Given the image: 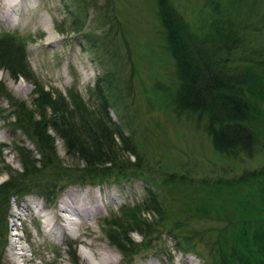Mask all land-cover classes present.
Instances as JSON below:
<instances>
[{"label": "rangeland", "instance_id": "obj_1", "mask_svg": "<svg viewBox=\"0 0 264 264\" xmlns=\"http://www.w3.org/2000/svg\"><path fill=\"white\" fill-rule=\"evenodd\" d=\"M174 1L193 28L211 16L207 0ZM13 17L12 24L0 22V47L17 50L26 75L15 77L7 65L0 67V184L10 179L9 167L22 170V145L40 157L33 139L14 123L17 107L7 92L34 110L38 89L63 97L69 108L72 93L80 95L90 110L131 137L139 156L127 152L123 158L132 165L141 161L142 167L124 173L111 168L106 180L58 187L52 198L40 184L21 197L14 194L0 232L2 264H88L83 253L98 247L112 251L116 264H208L219 245L231 254L243 246L240 236L264 232V103L261 140L253 154L219 152L206 118L173 104L180 79L156 0H23ZM98 82L109 95V111L101 109ZM114 98L119 106L111 104ZM50 132L63 165L83 166L77 155L68 154L65 139ZM149 188L158 194L163 215L146 203ZM79 189L102 207L90 217L69 212L77 217L78 232L56 228L53 233L55 221L65 222L62 204ZM139 205L143 216L164 218L166 225L147 246L149 236L131 231L135 250L124 254L108 231L121 228L118 223L132 226L127 213ZM180 230L195 235V248L180 244ZM13 237L18 242L12 249Z\"/></svg>", "mask_w": 264, "mask_h": 264}, {"label": "trees", "instance_id": "obj_2", "mask_svg": "<svg viewBox=\"0 0 264 264\" xmlns=\"http://www.w3.org/2000/svg\"><path fill=\"white\" fill-rule=\"evenodd\" d=\"M156 1L168 50L180 79L173 98L174 106L180 112H194L206 118L207 130L219 152L231 156L243 152L252 155L261 140L258 121L264 103V0H207L211 16L199 28L192 27L174 0ZM6 65L15 77L20 73L26 75L23 60L10 45L0 47V67ZM0 83L3 88L4 83ZM97 89L103 99L101 109L109 111V95L106 96L100 82ZM38 91L35 110L7 92L10 103L17 107L14 123L33 139L40 157H35L32 148L22 145V170L6 168L10 179L0 184V232L6 225L4 209L14 194L21 197L40 184L42 193L52 198L58 187L106 180L111 168L124 173L128 168L137 172V168L142 167L140 160L139 164L132 165L126 162L129 157L123 158L127 152L139 156L131 137L114 121L90 110L80 95L72 93L74 107L69 108L63 97L53 96L51 91L44 89ZM117 101L114 98L111 104ZM49 109L53 118L48 119ZM124 125L130 126L127 122ZM51 128L65 139L68 154L77 155L83 166L63 165ZM1 152L0 145V156ZM148 193L145 201L149 208L163 215L164 207L158 194L150 188ZM142 212L140 205L132 207L127 213L130 216L128 225L132 226L118 223L121 228L108 231L124 254L135 250L131 231L149 236L143 239L147 246L152 240L147 239L153 238L152 234L159 231L161 225H166L164 218L152 221ZM176 225L180 223L175 222L173 226ZM179 232L180 244L188 249L196 247L194 234ZM240 237L243 246L228 254L219 245L213 251V261L208 264H264V232L258 230L253 237Z\"/></svg>", "mask_w": 264, "mask_h": 264}, {"label": "bare ground", "instance_id": "obj_3", "mask_svg": "<svg viewBox=\"0 0 264 264\" xmlns=\"http://www.w3.org/2000/svg\"><path fill=\"white\" fill-rule=\"evenodd\" d=\"M22 2L23 0H0V22L4 20L5 22L12 24L16 20V18L13 17V14L15 13V11L20 9ZM77 191L78 192L74 193L71 199L65 200L64 203L62 204L60 208V212L65 222L59 223L55 221L52 229L53 233H55L56 228L62 231L63 230L65 231L66 229H71L75 233L78 232V227L76 228L75 226V224L78 223L77 217L70 215L69 212H72V214L76 213V215L79 216L87 215L90 217L91 215H95L96 212L102 207L100 205L99 199L97 198L95 199L88 196L87 191H82L81 189ZM13 233L17 234L18 232L16 231ZM12 239L13 241L11 243V248L13 249L17 247L18 241L16 240L15 237H13ZM91 249L92 250L87 254L83 253L85 259H88V264H116L117 261L119 260L116 257V255L112 253V251L110 250L108 251L106 250V248L98 247L97 249L96 248H91Z\"/></svg>", "mask_w": 264, "mask_h": 264}]
</instances>
